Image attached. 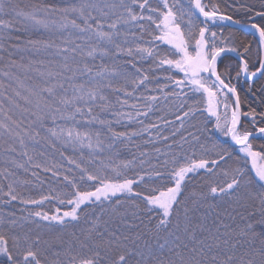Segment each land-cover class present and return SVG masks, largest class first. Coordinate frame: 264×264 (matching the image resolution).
<instances>
[{
	"label": "snow or ice",
	"instance_id": "6c2138e0",
	"mask_svg": "<svg viewBox=\"0 0 264 264\" xmlns=\"http://www.w3.org/2000/svg\"><path fill=\"white\" fill-rule=\"evenodd\" d=\"M261 162L264 0H0V264H264Z\"/></svg>",
	"mask_w": 264,
	"mask_h": 264
},
{
	"label": "trees",
	"instance_id": "16d2710c",
	"mask_svg": "<svg viewBox=\"0 0 264 264\" xmlns=\"http://www.w3.org/2000/svg\"><path fill=\"white\" fill-rule=\"evenodd\" d=\"M18 2H20L21 4H26V3L29 2V0H18ZM247 39L251 40V39H252V36L249 35V36L247 37ZM144 67L147 68V67H148V64L145 63V64H144ZM112 99H115V97L113 96ZM130 102H131V101H130ZM117 130H119V131H123L124 129H123L122 127L117 126ZM254 143H255V145H256V147H257V149H258L259 146H260V144L262 143V141H261L260 139H256V140L254 141ZM69 154H70V153H69ZM261 163H264V162H261ZM22 175H23V174H22ZM49 176H50V173L46 174V173L41 172V177H42V178H45V179H46V182H47V177H49ZM2 207H3V206L0 205V208H2ZM46 207H52V205H47Z\"/></svg>",
	"mask_w": 264,
	"mask_h": 264
}]
</instances>
